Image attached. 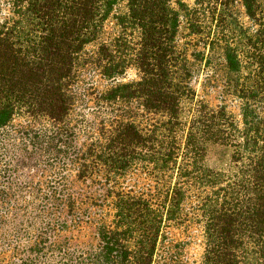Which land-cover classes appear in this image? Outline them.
<instances>
[{"label": "trees", "instance_id": "obj_1", "mask_svg": "<svg viewBox=\"0 0 264 264\" xmlns=\"http://www.w3.org/2000/svg\"><path fill=\"white\" fill-rule=\"evenodd\" d=\"M121 1L0 8V131L24 118L75 172L54 204L65 214L48 228L94 229L97 243L70 250L67 264H189L170 228L193 224L204 236L199 264H264V0H126L119 10ZM184 22L208 52L180 44ZM215 55L224 75L212 105L197 85ZM130 69L137 77L126 80ZM88 72L107 86L83 85ZM216 144L232 149L228 165L210 163Z\"/></svg>", "mask_w": 264, "mask_h": 264}, {"label": "rangeland", "instance_id": "obj_2", "mask_svg": "<svg viewBox=\"0 0 264 264\" xmlns=\"http://www.w3.org/2000/svg\"><path fill=\"white\" fill-rule=\"evenodd\" d=\"M178 1L173 0L177 6ZM180 1L194 4V0ZM3 2L4 0H0V8L5 13L7 9ZM125 4L126 0H122L118 6L119 10H124ZM238 8L242 20L246 24H251L240 3ZM185 26L184 22L180 44L185 47L184 43L187 42L190 52L194 48L208 52L209 47L205 45L206 36L201 34L190 36ZM114 31L115 25L111 20L107 23L104 38H112ZM93 74L89 73L84 77L86 82L83 85L94 80L98 88L103 89L107 86V80ZM223 75V62L219 55H215L212 65L200 70L198 75L197 87L200 95L212 105L222 102L220 79ZM136 77V71L130 69L126 80ZM205 79L213 82V84L207 82V89H203ZM225 100L229 110L241 119L240 101L233 95H228ZM90 116L93 118V115ZM33 136L35 132L30 124L19 116L0 131V193L4 195V201L0 204V264H67L70 262V250H74L75 256L80 253L79 250L97 243L94 229L89 224H86L81 232L60 229V236L57 237L48 228V220L54 217L52 213L62 216L65 214V207L57 210L54 204L59 202L57 198L63 196V191L69 187L68 179L73 177L75 172L71 174L62 161L55 162L50 157L52 155L47 150V145H38ZM231 151L232 149L227 146L211 145L210 163L228 165ZM170 229L172 237L178 236L186 240L184 254L189 264H199L204 250L202 226L193 224L181 233L180 229ZM66 254L68 257L64 258Z\"/></svg>", "mask_w": 264, "mask_h": 264}]
</instances>
